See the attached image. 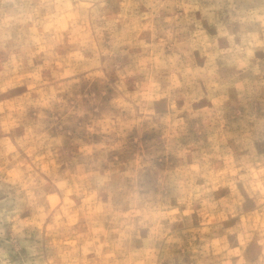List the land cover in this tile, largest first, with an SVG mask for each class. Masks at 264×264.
<instances>
[{"label": "rangeland", "instance_id": "rangeland-1", "mask_svg": "<svg viewBox=\"0 0 264 264\" xmlns=\"http://www.w3.org/2000/svg\"><path fill=\"white\" fill-rule=\"evenodd\" d=\"M0 264H264V0H0Z\"/></svg>", "mask_w": 264, "mask_h": 264}]
</instances>
